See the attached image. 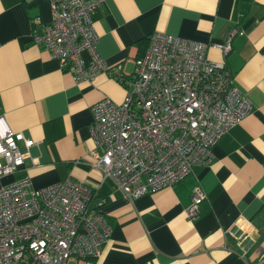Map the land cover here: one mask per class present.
Here are the masks:
<instances>
[{
	"label": "crops",
	"instance_id": "obj_1",
	"mask_svg": "<svg viewBox=\"0 0 264 264\" xmlns=\"http://www.w3.org/2000/svg\"><path fill=\"white\" fill-rule=\"evenodd\" d=\"M92 17L97 52L107 66L123 62L125 73L153 32L201 42H222L232 33L226 54L209 46L206 56L225 63L251 112L220 136L207 163L129 199L89 155L91 104L104 97L121 102L125 86L110 71L75 81L33 42L31 32L51 18L47 0H0V115L33 141L18 144L23 163L0 182L27 175L32 188L70 180L90 190V206L111 227L95 264H264L258 259L264 256V0H102ZM82 57L88 60L86 52ZM196 185L204 198L187 219ZM240 218L255 229L244 256L225 235Z\"/></svg>",
	"mask_w": 264,
	"mask_h": 264
},
{
	"label": "built area",
	"instance_id": "obj_2",
	"mask_svg": "<svg viewBox=\"0 0 264 264\" xmlns=\"http://www.w3.org/2000/svg\"><path fill=\"white\" fill-rule=\"evenodd\" d=\"M47 1L50 21L31 32L33 42L69 68L75 81L90 82L110 71L125 86L121 102L104 97L91 104L89 155L102 177L129 199L170 186L207 163L220 136L251 112L225 63L206 56L209 46L226 54L232 33L222 42H201L153 32L125 73L123 62L107 66L96 50L92 13L102 0ZM20 142L26 148L33 143L0 115V179L23 163ZM91 195L70 180L39 188L31 187L27 175L0 182V264H95L111 227L90 206ZM203 198L196 185L184 211L187 219L197 215ZM239 221L238 229L225 235L244 256L255 229Z\"/></svg>",
	"mask_w": 264,
	"mask_h": 264
},
{
	"label": "trees",
	"instance_id": "obj_3",
	"mask_svg": "<svg viewBox=\"0 0 264 264\" xmlns=\"http://www.w3.org/2000/svg\"><path fill=\"white\" fill-rule=\"evenodd\" d=\"M148 38H149V36H148ZM263 255V254H262ZM259 256V255H258ZM262 258H264V256H259L258 257V259H262Z\"/></svg>",
	"mask_w": 264,
	"mask_h": 264
}]
</instances>
